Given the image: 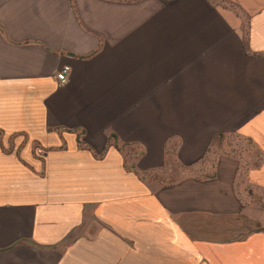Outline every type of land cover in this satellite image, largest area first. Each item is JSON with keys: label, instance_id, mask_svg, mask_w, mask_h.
Here are the masks:
<instances>
[{"label": "crops", "instance_id": "1", "mask_svg": "<svg viewBox=\"0 0 264 264\" xmlns=\"http://www.w3.org/2000/svg\"><path fill=\"white\" fill-rule=\"evenodd\" d=\"M0 264H264V0H0Z\"/></svg>", "mask_w": 264, "mask_h": 264}, {"label": "built area", "instance_id": "2", "mask_svg": "<svg viewBox=\"0 0 264 264\" xmlns=\"http://www.w3.org/2000/svg\"><path fill=\"white\" fill-rule=\"evenodd\" d=\"M69 70V66L63 65L54 75L56 80V84L58 87L62 86L67 80V71Z\"/></svg>", "mask_w": 264, "mask_h": 264}, {"label": "rangeland", "instance_id": "3", "mask_svg": "<svg viewBox=\"0 0 264 264\" xmlns=\"http://www.w3.org/2000/svg\"><path fill=\"white\" fill-rule=\"evenodd\" d=\"M235 143L238 144V141L234 140ZM169 169H171V171H166L167 174L165 173L164 175L162 174L161 178H166L168 179V181L173 180L176 178V176L179 174V169H178V165L174 162L171 163V165L169 166ZM158 176L161 175L160 173H157ZM157 176V175H156Z\"/></svg>", "mask_w": 264, "mask_h": 264}]
</instances>
